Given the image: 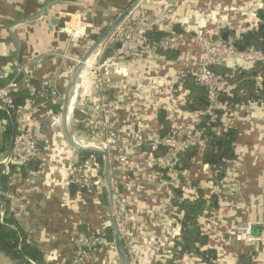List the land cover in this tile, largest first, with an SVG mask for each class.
<instances>
[{
    "label": "crops",
    "instance_id": "0c3cea01",
    "mask_svg": "<svg viewBox=\"0 0 264 264\" xmlns=\"http://www.w3.org/2000/svg\"><path fill=\"white\" fill-rule=\"evenodd\" d=\"M50 1L0 0V75L8 76L24 59L26 78L22 89L30 92L14 117L9 116L0 96V112L8 115L0 117V175L14 169L3 193L9 200V216L24 230L29 243L41 251L44 263L77 264L82 234L109 220L108 209L99 196L89 191L72 192L66 159L79 153L68 148L53 122L50 128L47 121L50 117L54 121L56 113L38 97L37 90L44 79L54 78L63 93L78 60L94 41L91 36L99 34L133 0H62L34 19ZM168 5L174 30L183 36L177 56L167 58L141 46L140 57L125 62L129 77L106 76L109 96L119 107L114 120L117 131L126 128L134 110L139 111L149 130L160 129L159 115H165L169 122L173 118L181 128L196 126L200 112L182 110L189 90L179 81L184 76L196 81L189 62L206 55L199 40L219 41L232 36L231 31L257 26V10L264 8V0H141L123 23L142 28ZM156 30L159 29H148L149 36ZM11 33L18 35L20 50ZM116 47L107 41L91 60L83 72L79 93L93 65L111 55ZM237 66L242 65L228 61L224 71ZM32 79L37 83L32 84ZM154 83H158V89ZM150 91L153 94L148 97ZM155 100L166 103L158 114L153 109ZM230 112L226 122L240 134L227 176L219 185H213L211 167L202 165L185 172L178 186L189 200L196 196L193 183L197 179L206 192L220 195L214 215L201 218L209 246L218 252L216 264H264V105L249 102ZM75 115L80 118L79 111ZM24 130L38 139L42 154L37 159L23 161L14 150L15 134ZM145 149L150 152L148 146ZM152 168L148 177L133 178L134 224L144 239L157 241L161 248L157 254H140L139 264H207L189 254L173 259L169 241L176 239L181 225L172 215L171 185L165 177L156 175L157 166ZM248 221L263 222L254 228L262 239L236 241L237 225ZM107 243L101 244L83 264H120L113 242ZM0 264L17 262L0 248Z\"/></svg>",
    "mask_w": 264,
    "mask_h": 264
},
{
    "label": "built area",
    "instance_id": "2783aa9c",
    "mask_svg": "<svg viewBox=\"0 0 264 264\" xmlns=\"http://www.w3.org/2000/svg\"><path fill=\"white\" fill-rule=\"evenodd\" d=\"M169 7L170 5L163 8L146 26L139 29H134L122 22L108 39L109 45H117L114 52L93 65L86 77L84 87H80V93L77 89L74 96L71 128L75 141L82 146H96L109 152L118 226L131 264H139L140 254H157L161 248L157 241L144 239L134 224L135 213L132 197L135 185L133 178L138 180L144 175L148 177V170L153 169V166L154 168L159 166L167 170L165 173L157 168L159 170H155L156 175L166 176L168 184L178 186L180 171L175 168V165L179 154L196 145L203 148L207 143V137L201 135L196 130V126L181 128L173 118L170 119L171 129L167 134L162 135L159 128L158 130H149L142 122L137 110L131 112L129 120H127L128 125L124 130L117 131L114 126V120L119 114V107L112 102L109 96L105 77L112 75L122 76L123 79L129 77L128 63L140 57L141 46L154 52L160 50L178 51L180 49L183 36L174 30ZM156 27L165 31L166 34L151 41L147 35L148 29ZM236 34H240V30L236 31ZM236 39L237 36L233 35L219 41L201 38L199 41L205 46L206 55L203 59L195 58L189 62L196 82L207 92L208 104L203 114L208 116L209 122H215L220 116V95L225 85L224 75L215 70V65L223 64L225 66L228 61H237L240 65L249 67L258 62H264L263 50L253 45L240 50ZM126 61L128 63H125ZM24 70V65L18 67L15 77L0 88V96L10 114L13 110L15 113L20 110V108H16L10 93L22 89L24 81L18 78ZM154 85L158 89V83H154ZM152 94L153 91H150L147 96L151 97ZM37 95L47 103L48 100L57 102L59 98H62L63 93L56 79L46 78L41 82ZM153 103L154 113L157 114L166 105L158 100ZM76 111L80 112V118L76 117ZM53 124L56 127L60 126V113H56ZM79 125L80 129L77 130ZM147 146L150 152L146 151ZM13 147L21 155L23 161L37 159L42 154L38 139L31 131L17 132ZM160 149H163L164 152L156 155L155 152ZM5 161L8 163L10 159L7 158ZM66 161L68 162L67 179L70 183H75L78 189L90 191L96 196L104 192L103 169H101L99 156L90 154L84 157L74 154ZM225 162L229 166L232 160L228 159ZM101 170L102 173L99 174ZM261 224L263 222L240 223L234 233L235 240L240 242L261 240V236L254 234L255 226ZM109 226L110 222L107 220L100 228L82 234L83 238L80 239L76 256L77 264H83L91 259L94 251L101 244H108L105 235ZM168 247H175L174 238L169 241ZM113 252L117 256L116 250ZM186 255L188 254L183 256Z\"/></svg>",
    "mask_w": 264,
    "mask_h": 264
},
{
    "label": "trees",
    "instance_id": "16d2710c",
    "mask_svg": "<svg viewBox=\"0 0 264 264\" xmlns=\"http://www.w3.org/2000/svg\"><path fill=\"white\" fill-rule=\"evenodd\" d=\"M257 17L259 19L257 26L241 30L240 34H236V31H231L230 33L233 36H237L236 43L238 46L243 45L245 48L253 45L264 51V8L257 10ZM175 32L182 34L178 30H175ZM165 34V31L156 30L149 36V40L159 39ZM97 37L98 34H93L91 39L95 40ZM159 52L167 56V58L177 56V51L160 50ZM223 75L225 85L220 95V116L215 122H209L208 116L203 114L208 104L205 88L196 81H191L190 77L184 76L180 78L179 82L188 87L189 90L187 98L182 105V110L201 113L196 130L207 137L205 147L201 148L196 145L179 154L175 168L180 171L179 176L182 181H184L185 172L190 171L194 167L209 165L212 169L210 180L213 185H219L228 173V164L225 160H232L235 157V143L240 134L239 129L229 126L226 122L231 113L230 110L233 107L249 102L264 105V62H258L249 67L237 66L229 69L226 73L224 72ZM14 77V72L6 77L0 75V88L4 87ZM23 78L24 74H20L18 79L23 81ZM105 80L106 82L108 81L106 77ZM10 95L14 99L16 108H21L30 97V92L19 89L12 91ZM47 103L51 110L59 113L61 107L57 102L48 100ZM10 115L12 117L15 116L14 110ZM3 116H8L5 111L0 112V117ZM159 121V132L162 135L167 134L171 129L168 118L165 115H159ZM6 133H9V131ZM163 152V149H160L155 154L160 155ZM83 156L86 157L88 155ZM99 161L101 169H103V160L100 156ZM157 168L160 167L157 166ZM160 169L166 173V168ZM13 171L14 169H11L9 173H1L0 175V248L17 264H45L41 251L35 245L29 243L24 230L12 216H9V200L3 193L6 191L7 183ZM101 173L102 170L99 174ZM193 184L196 187V196L193 200L184 197V190L181 186H170L172 215L181 225V231L175 239V247L171 251L172 257L173 259H180L184 254H190L199 257L207 264H216L218 252L216 248L209 246V236L203 229L201 218L214 215L215 210L219 207L220 195L206 192L201 187V181L198 179ZM71 189L73 193L78 190L75 183H71ZM99 197L101 202L107 205L105 192L100 194ZM2 207L4 208L3 212L1 211ZM105 238L108 242H113L110 227L106 230ZM178 247L181 249H177ZM170 264L176 263L170 262Z\"/></svg>",
    "mask_w": 264,
    "mask_h": 264
},
{
    "label": "water",
    "instance_id": "95a60500",
    "mask_svg": "<svg viewBox=\"0 0 264 264\" xmlns=\"http://www.w3.org/2000/svg\"><path fill=\"white\" fill-rule=\"evenodd\" d=\"M62 0H51L45 6H43L40 12L34 17V19L41 18V16L48 11L50 8L55 6ZM141 0H133L124 10H122L119 14H117L113 20L98 34V37L92 42V44L88 47L82 57L78 60L64 91V96L59 98L57 104L61 107L60 112V121H61V134L64 142L68 146V148L74 152H77L81 155H90L94 154L100 156L103 160V180H104V192L106 196V204L108 209V217L110 222V229L112 232L113 237V244L116 250V254L118 257V261L120 264H131L130 258L128 256L124 239L121 235L117 214H116V207L114 201V186H113V178L111 172V165H110V158L108 150L96 146H82L78 144L73 136L72 128H71V118L74 112L73 103H74V96L78 89V86L81 82L83 72L85 71L88 64L91 60L99 53L101 48L105 45L108 41L112 33L116 30V28L125 20V18L133 11V9L139 4ZM53 23H56L53 20ZM147 35H150V31L147 32ZM12 39L15 42L16 46L20 50L18 35L15 33H11ZM240 50L244 49L243 45L239 46ZM24 61V59H23ZM17 63V67L11 73H15L16 69L23 65V62ZM215 70L223 74L225 71V67L223 64L215 65ZM25 80L26 78V71L24 70L23 73ZM32 84H36L37 80L32 79ZM3 212V207L1 208ZM259 230V228H257ZM256 229V230H257ZM254 234L257 235L258 232L254 231Z\"/></svg>",
    "mask_w": 264,
    "mask_h": 264
},
{
    "label": "rangeland",
    "instance_id": "374dc122",
    "mask_svg": "<svg viewBox=\"0 0 264 264\" xmlns=\"http://www.w3.org/2000/svg\"><path fill=\"white\" fill-rule=\"evenodd\" d=\"M64 96V92H63V95H62V97ZM61 112V109H60V111H59V113ZM48 125L50 126V128H52L51 127V125H52V122H53V119H52V117H50L49 119H48ZM61 126V125H60ZM60 126H58L57 127V130L61 133V127Z\"/></svg>",
    "mask_w": 264,
    "mask_h": 264
},
{
    "label": "bare ground",
    "instance_id": "6f19581e",
    "mask_svg": "<svg viewBox=\"0 0 264 264\" xmlns=\"http://www.w3.org/2000/svg\"><path fill=\"white\" fill-rule=\"evenodd\" d=\"M83 78H84V76H83Z\"/></svg>",
    "mask_w": 264,
    "mask_h": 264
}]
</instances>
